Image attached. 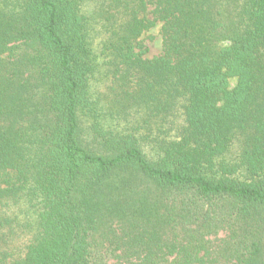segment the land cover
Masks as SVG:
<instances>
[{
  "label": "trees",
  "instance_id": "1",
  "mask_svg": "<svg viewBox=\"0 0 264 264\" xmlns=\"http://www.w3.org/2000/svg\"><path fill=\"white\" fill-rule=\"evenodd\" d=\"M0 264H264V0H0Z\"/></svg>",
  "mask_w": 264,
  "mask_h": 264
},
{
  "label": "rangeland",
  "instance_id": "2",
  "mask_svg": "<svg viewBox=\"0 0 264 264\" xmlns=\"http://www.w3.org/2000/svg\"><path fill=\"white\" fill-rule=\"evenodd\" d=\"M141 40L144 42L146 48L148 49L147 54L145 55L146 58L152 59L156 56H159L163 52V37L160 33V24L156 27L149 30L145 33ZM237 80L235 78L230 80L231 86H235ZM219 237H224L225 234H228L226 231H221Z\"/></svg>",
  "mask_w": 264,
  "mask_h": 264
}]
</instances>
